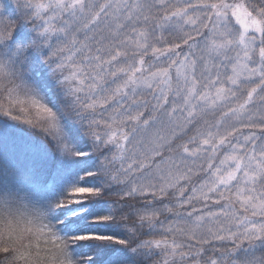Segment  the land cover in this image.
Segmentation results:
<instances>
[{
	"label": "snow or ice",
	"instance_id": "6c2138e0",
	"mask_svg": "<svg viewBox=\"0 0 264 264\" xmlns=\"http://www.w3.org/2000/svg\"><path fill=\"white\" fill-rule=\"evenodd\" d=\"M0 264H264V0H0Z\"/></svg>",
	"mask_w": 264,
	"mask_h": 264
},
{
	"label": "trees",
	"instance_id": "16d2710c",
	"mask_svg": "<svg viewBox=\"0 0 264 264\" xmlns=\"http://www.w3.org/2000/svg\"><path fill=\"white\" fill-rule=\"evenodd\" d=\"M194 206L197 207V208L201 207V205L199 203L195 204ZM212 210L215 211L216 209L214 208Z\"/></svg>",
	"mask_w": 264,
	"mask_h": 264
}]
</instances>
